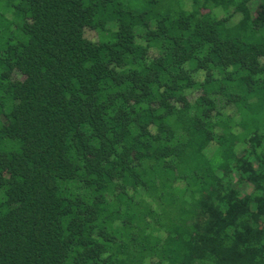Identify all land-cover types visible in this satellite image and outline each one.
I'll return each mask as SVG.
<instances>
[{
	"label": "trees",
	"instance_id": "1",
	"mask_svg": "<svg viewBox=\"0 0 264 264\" xmlns=\"http://www.w3.org/2000/svg\"><path fill=\"white\" fill-rule=\"evenodd\" d=\"M0 264H264V0H0Z\"/></svg>",
	"mask_w": 264,
	"mask_h": 264
},
{
	"label": "rangeland",
	"instance_id": "2",
	"mask_svg": "<svg viewBox=\"0 0 264 264\" xmlns=\"http://www.w3.org/2000/svg\"><path fill=\"white\" fill-rule=\"evenodd\" d=\"M86 36H87L88 38H90V39H94V38H95L93 32H91V31H86ZM241 191H242L243 193H246V192L249 191V189H248L247 187L244 186V187H241Z\"/></svg>",
	"mask_w": 264,
	"mask_h": 264
}]
</instances>
